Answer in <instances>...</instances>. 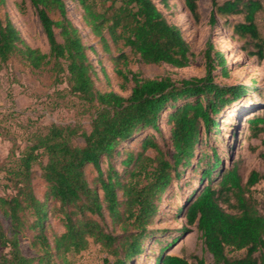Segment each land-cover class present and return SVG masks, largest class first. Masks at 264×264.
Wrapping results in <instances>:
<instances>
[{"label":"trees","instance_id":"trees-1","mask_svg":"<svg viewBox=\"0 0 264 264\" xmlns=\"http://www.w3.org/2000/svg\"><path fill=\"white\" fill-rule=\"evenodd\" d=\"M164 1L159 0L166 5ZM30 2L49 52L28 45L4 12L0 17V66L12 56L34 69L51 64L53 81L66 82L67 92L79 103V118L86 115L89 119V129L80 120L37 127L28 131L22 146L16 139L6 137L10 147L1 170L10 192L0 195V264H71L69 254L86 249L90 241L106 251L104 264L135 262L156 233L149 227L165 193L174 181L181 180L186 168L197 170L200 181L205 179L206 183L191 192L181 211L187 224L196 225L213 264H264V214L250 195L264 175L251 170L244 180L235 162L227 168L220 167L215 146L209 144L210 154L199 149L203 132L208 137L219 131L220 112L249 91L244 84L225 85L215 80L217 68L221 75L228 72L224 54L215 49L212 40L205 43L202 76L175 80L170 76L147 78L139 72L118 71L131 82L129 94L102 92L94 82L96 70L87 54L88 45L68 16L65 1ZM77 2L85 25L99 41L104 42L106 35L114 44L122 41L146 64H189L188 43L153 0ZM183 3L198 20L197 0ZM210 3L212 22L217 16L242 17L230 24L232 35L244 41L242 47L248 56L263 60L264 36L256 23L257 13L264 9L261 0ZM4 6L5 0H0V7ZM50 12L59 18L52 19ZM122 58L124 54L120 53L117 59ZM247 121L254 135H263L264 143V116L254 115ZM160 122L170 127L169 143L146 135L136 149L124 147L144 129L159 131ZM0 136H5L1 128ZM76 137L83 140L82 145L74 143ZM260 156L264 159V153ZM104 160L107 166L102 169ZM87 164L97 172L92 184L85 174ZM34 165L40 167L45 183L42 200L32 185ZM49 213H60L64 227L52 240L46 234ZM27 230H34L29 245L35 256L23 254L20 248L19 235ZM227 248L245 252L230 258ZM163 250L160 246L155 264H205L197 255L191 262L183 256L163 254Z\"/></svg>","mask_w":264,"mask_h":264},{"label":"rangeland","instance_id":"rangeland-1","mask_svg":"<svg viewBox=\"0 0 264 264\" xmlns=\"http://www.w3.org/2000/svg\"><path fill=\"white\" fill-rule=\"evenodd\" d=\"M64 1L68 16L81 30L83 40L88 45L87 54L96 70L94 82L97 89L102 92L115 91L123 96L129 94L131 82L123 79L118 71L139 72L147 78L170 76L175 80L202 76L205 71L203 58L205 43L207 39H211L215 49L224 54L228 72L227 75H221L220 68H217L215 80L225 85L244 84L249 87L247 88L249 91L220 112L217 117L219 131L208 137L203 132V144L199 149L210 154L209 144L215 146L221 158L220 167L227 168L235 162L244 180L251 170L264 175V159L260 156L264 153L263 135L261 133L254 135L253 128L247 121L254 115L264 116V59L259 61L254 56H248L242 47L244 41L232 35L230 24L241 20V16H217L212 22L210 0H197L199 19L195 20L185 9L183 0H165L166 5L161 4L159 0H153L167 21L180 29L189 45L191 53L189 64L185 67H173L166 63H143L129 46H125L122 41L114 44L108 35L104 42L99 41L85 25L82 9L77 0ZM223 1L219 0L220 3ZM261 2L264 5V0ZM4 12L9 14L28 45L42 52H49L37 12L30 0H5V6L0 7L1 18L4 17ZM49 15L54 20L59 18L55 12H50ZM256 23L264 36V9L257 13ZM120 53L124 54V58L117 59ZM53 80L51 64L34 69L19 57L12 56L0 66V128L5 134L0 136V195L10 192L5 185V173L1 170V163L10 147L7 136L16 139L22 146L28 131L37 127L72 124L80 120L83 126L89 129V119L86 115L79 118L77 114L79 103L75 96L67 92L66 82L55 83ZM159 128V131L142 130L126 141L124 147L136 149L141 138L146 135L155 136L160 142L169 143L170 127L160 122ZM74 143L82 145L83 140L76 137ZM119 160L120 158L116 161V166ZM101 166L105 169L107 161L104 160ZM84 170L89 183L92 184L97 175L95 168L87 164ZM33 172V189L36 196L42 200L45 183L40 176V167L34 165ZM205 183V179L200 181L197 170L192 171L190 168L184 170L181 180L174 181L165 193L160 211L149 227L156 231L155 235L148 239L145 252L130 264H155L160 246L164 247L163 254H176L186 257L191 262L192 256L197 255L204 259L205 264H213V257L203 244L196 225L187 224L181 211L191 192ZM250 195L255 200L258 211L264 214V176L252 187ZM228 210L234 211L232 208ZM104 215L109 223L106 213ZM61 218L60 213L48 214L46 234L50 240L53 235L64 231ZM5 223L8 221L5 220ZM33 232L34 230H27L19 235L21 251L27 256L36 255L29 245V238ZM1 252L0 247V254ZM244 252L243 249H226V254L230 258L240 257ZM106 255L100 244L90 241L86 249L69 254V259L71 264H104L103 258Z\"/></svg>","mask_w":264,"mask_h":264}]
</instances>
